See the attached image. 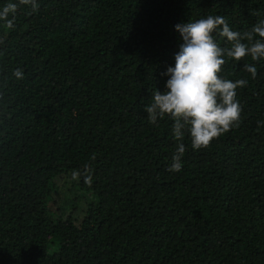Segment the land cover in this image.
Here are the masks:
<instances>
[{
  "label": "trees",
  "instance_id": "16d2710c",
  "mask_svg": "<svg viewBox=\"0 0 264 264\" xmlns=\"http://www.w3.org/2000/svg\"><path fill=\"white\" fill-rule=\"evenodd\" d=\"M37 3L0 22V264H264V60L254 79L250 58L226 60L222 77L248 81L239 126L198 151L186 136L179 172L172 121L143 110L175 25L243 32L264 0Z\"/></svg>",
  "mask_w": 264,
  "mask_h": 264
},
{
  "label": "clouds",
  "instance_id": "9594fccd",
  "mask_svg": "<svg viewBox=\"0 0 264 264\" xmlns=\"http://www.w3.org/2000/svg\"><path fill=\"white\" fill-rule=\"evenodd\" d=\"M24 5H30L33 12L38 10L37 0H10L0 8V22L14 28L15 14ZM174 27L182 40L174 56L175 65L162 74L168 77L164 90L155 88L143 110L150 124L156 125L165 118L172 121L176 147L168 171L179 172L186 136L192 150L198 151L239 126L242 107L237 89L245 87L248 81H233L220 73L226 60L239 62L250 58L255 63H245L243 71L253 79L256 77V63L264 60V19L243 32L232 30L225 17L219 15L188 20ZM13 76L23 79L22 70L15 69Z\"/></svg>",
  "mask_w": 264,
  "mask_h": 264
},
{
  "label": "rangeland",
  "instance_id": "374dc122",
  "mask_svg": "<svg viewBox=\"0 0 264 264\" xmlns=\"http://www.w3.org/2000/svg\"><path fill=\"white\" fill-rule=\"evenodd\" d=\"M63 202H65V200H60L59 203L62 204V206H64ZM63 209L66 211L67 210V206H64Z\"/></svg>",
  "mask_w": 264,
  "mask_h": 264
}]
</instances>
